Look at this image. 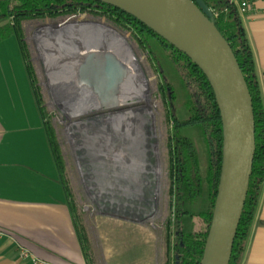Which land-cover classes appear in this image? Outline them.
<instances>
[{
  "label": "trees",
  "instance_id": "16d2710c",
  "mask_svg": "<svg viewBox=\"0 0 264 264\" xmlns=\"http://www.w3.org/2000/svg\"><path fill=\"white\" fill-rule=\"evenodd\" d=\"M203 1L217 13L213 16L214 24L230 45L252 99L255 154L248 192L229 262L241 264L264 183V106L252 52L236 7L229 0ZM86 11H91L129 32L137 44L146 51L158 71L161 78L159 89L163 93L164 106L171 123L167 148L174 220L172 239L167 243L172 254L171 262L168 264H201L217 196L223 144L219 108L203 72L188 56L145 24L110 5L93 0L2 1L0 43L9 37H14L17 41L86 262L92 264L89 240L66 179L65 161L35 80L23 31L25 21ZM200 144L205 154L202 169L198 156ZM195 217H200L203 225L198 226Z\"/></svg>",
  "mask_w": 264,
  "mask_h": 264
},
{
  "label": "rangeland",
  "instance_id": "374dc122",
  "mask_svg": "<svg viewBox=\"0 0 264 264\" xmlns=\"http://www.w3.org/2000/svg\"><path fill=\"white\" fill-rule=\"evenodd\" d=\"M72 24L107 26L125 40L149 81L151 95L148 106L132 105L99 116L94 113L72 118L63 114L61 108L64 107L58 101L52 83L56 76L44 59L45 47L40 45L43 39L47 44L46 39L50 38H40V33L47 34L48 28H65ZM23 31L35 80L65 161L66 179L77 213L85 226L92 264L170 263L172 254L167 243L172 239L174 218L167 144L171 123L164 106L163 93L159 89L161 78L148 54L129 32L91 11L25 21ZM5 40H9L8 44L13 42L21 59L16 39L9 37ZM121 110L124 117L119 115ZM138 110L146 113L143 118L146 121L147 170H155L154 184L144 190V201L126 197L118 188L121 185L114 175L116 172L113 171L112 163L116 162L117 165L119 160L121 162L127 156V151H121L116 140L109 147L101 145L103 133L96 134L92 129L94 124L96 129L102 131L105 126L107 130H104L111 134L115 131V117L122 123L124 119H131ZM88 136H97L99 143L89 145L85 140ZM198 156L202 169L205 154L201 144L200 147L198 145ZM105 165L108 167L105 168ZM195 220L198 226L203 225L200 217H195Z\"/></svg>",
  "mask_w": 264,
  "mask_h": 264
},
{
  "label": "water",
  "instance_id": "95a60500",
  "mask_svg": "<svg viewBox=\"0 0 264 264\" xmlns=\"http://www.w3.org/2000/svg\"><path fill=\"white\" fill-rule=\"evenodd\" d=\"M93 1L138 19L188 56L206 76L220 112L223 144L217 196L201 264H229L255 154L252 99L230 45L217 30L212 11L203 0ZM76 27L47 29L50 39L46 41L69 51L66 55L53 53L55 61L47 64L49 70L57 80L68 83L71 96L60 92L69 98L65 101L68 105L76 98L90 106L83 116L110 111L124 99L127 64H132L96 33L72 31ZM61 111L70 117L67 109Z\"/></svg>",
  "mask_w": 264,
  "mask_h": 264
},
{
  "label": "crops",
  "instance_id": "0c3cea01",
  "mask_svg": "<svg viewBox=\"0 0 264 264\" xmlns=\"http://www.w3.org/2000/svg\"><path fill=\"white\" fill-rule=\"evenodd\" d=\"M264 106V0L240 15ZM0 43V264H87L25 65ZM241 264H264V183Z\"/></svg>",
  "mask_w": 264,
  "mask_h": 264
},
{
  "label": "bare ground",
  "instance_id": "6f19581e",
  "mask_svg": "<svg viewBox=\"0 0 264 264\" xmlns=\"http://www.w3.org/2000/svg\"><path fill=\"white\" fill-rule=\"evenodd\" d=\"M72 31L79 33H85V32L96 33L98 37L104 40L108 46L114 48L117 53L126 57V61H129V63L132 64V65L127 64L129 77L128 80L126 81V88H124V94L121 96L124 99L120 102L119 105L115 106L114 109L112 110H117L123 107L139 105V104H142L143 106H148V101L151 95L149 81L146 78L138 60L135 58L133 52L131 51L130 47L123 38H121L115 31L108 28L107 26L98 25V24L97 25L91 24L86 26L83 25L81 27L77 26ZM40 35H42L40 36V38L44 37L46 39L48 34H46V32H41ZM58 36L59 38L63 39V37H61L60 35ZM59 38H56V40H59ZM47 42L48 43L46 44L43 39L40 43V45L45 47L44 59L47 64H50V62L52 63L53 61H55V59L53 60V53L57 55L68 54L67 52L69 51L64 50V48L63 49L60 48L58 43L53 42L54 44H52V48H51L48 45L49 41ZM75 47L77 46L75 45ZM51 49L53 50V52L50 51ZM52 83L54 86V91L58 95V99H59L58 101L61 103V105H63L64 109H67V112L70 117L72 118L80 117L83 116V114H86L90 111V106H87L85 102L79 103L80 102L79 100L81 99L75 98V101L73 102L74 103L76 102V104L71 103L72 102L71 101L70 105H68L65 102V101L68 102L69 98L62 97L60 92L61 93L68 92L70 96H71V92H70V88L68 87V83L64 79H60V80L56 79ZM144 114L146 113H144L141 110H138L133 113L131 119L129 120L124 119L122 123L118 122L117 117H115L116 120L114 126L115 131L111 134H108L106 132L107 128L105 126H103L102 128L103 131L100 129H96L95 124L93 125L92 128L96 134L103 133V136L101 137L102 139L100 138L101 145H106L107 147H109L110 144L114 140H116L118 141L117 142L118 148L121 151L122 150L127 151L126 152L127 156L124 157L121 162H119L120 161L119 160L117 162V165L116 162L112 163L114 164L113 171L116 172L114 175H116L115 177L117 178L118 183L121 185L118 187L119 190L123 191L122 193L124 194V196L131 197L132 199L138 201L145 200L144 190L150 189L155 181V170L153 168H151V171L147 170L149 164L147 162L148 147H146L147 135L144 129V124L146 122L143 118ZM119 115L124 117V113H122V110L119 113ZM101 121L103 120H100V122ZM93 139L95 140L92 141ZM85 140L89 143V145L98 142L97 136H88L85 138ZM118 153H120L119 150ZM104 167L107 168L108 165H105Z\"/></svg>",
  "mask_w": 264,
  "mask_h": 264
},
{
  "label": "built area",
  "instance_id": "2783aa9c",
  "mask_svg": "<svg viewBox=\"0 0 264 264\" xmlns=\"http://www.w3.org/2000/svg\"><path fill=\"white\" fill-rule=\"evenodd\" d=\"M230 3L234 4L236 7L238 13L241 15L243 14L246 9L248 8V0H229ZM213 16L217 15V13L214 10H211ZM2 235V232H0V236ZM19 254L22 258L30 260L32 264H50L46 261H43L41 259H38L33 254H31L28 250L19 248Z\"/></svg>",
  "mask_w": 264,
  "mask_h": 264
},
{
  "label": "flooded vegetation",
  "instance_id": "af4514ba",
  "mask_svg": "<svg viewBox=\"0 0 264 264\" xmlns=\"http://www.w3.org/2000/svg\"><path fill=\"white\" fill-rule=\"evenodd\" d=\"M111 112H113V110L105 111V112H96L95 114L99 116V115H103V114H107V113H111Z\"/></svg>",
  "mask_w": 264,
  "mask_h": 264
}]
</instances>
